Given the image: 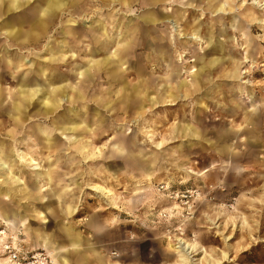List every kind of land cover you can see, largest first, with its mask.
<instances>
[{
    "label": "rangeland",
    "instance_id": "374dc122",
    "mask_svg": "<svg viewBox=\"0 0 264 264\" xmlns=\"http://www.w3.org/2000/svg\"><path fill=\"white\" fill-rule=\"evenodd\" d=\"M25 1L0 16V59L5 54L3 63L13 61L9 68L0 61L5 75L0 124L13 114L25 76L30 87L37 82L46 88L41 68L66 85V93L81 95L52 108L47 120L1 126L0 142L11 151L16 169L0 173V189L12 176L23 182L4 188L0 207L18 216L36 207L46 219L30 215L17 230L0 221V264H14L4 243L23 256L43 253L49 264H98L101 256L110 264H173L149 258L172 255L177 238L205 249L193 253L194 264H264V23L257 31L250 29L240 14L245 0H236L231 16L215 20L201 0L158 5L161 19L180 14L183 23L201 24V41L185 37L174 22L153 28L147 19L149 0H71L57 12L55 26L39 37L40 45L22 49L19 44L31 34H41L35 23L45 0ZM251 3L258 4L264 18V0L244 4ZM100 23L107 34L97 30ZM13 27L20 28L19 34L8 37ZM206 27L214 31L217 48L209 45ZM151 35L159 53L166 51L164 58L152 53ZM48 47L55 61L49 60ZM104 58L115 75L106 67L82 74ZM201 67L207 73L199 76ZM40 96L34 99L38 104ZM68 117L85 129L62 134L54 123ZM37 126L51 131L47 136L53 147L47 148ZM12 129L14 137L8 134ZM81 146L86 148L78 150ZM253 178L259 185L247 189ZM22 188L35 197L22 199ZM115 200L123 210L136 204L133 216L103 212ZM48 205L52 213L44 210ZM99 219L107 220L103 227ZM117 221L141 229L128 228L118 239ZM39 234L48 236L54 255L41 246Z\"/></svg>",
    "mask_w": 264,
    "mask_h": 264
},
{
    "label": "bare ground",
    "instance_id": "6f19581e",
    "mask_svg": "<svg viewBox=\"0 0 264 264\" xmlns=\"http://www.w3.org/2000/svg\"><path fill=\"white\" fill-rule=\"evenodd\" d=\"M24 0H0V16L3 14H8L11 10H17L21 7H23L28 1H25L24 3L22 2ZM74 1V0H73ZM78 1V0H75ZM107 0H103V2L101 3H106ZM257 1V0H255ZM68 2H72L71 0H45L44 1V6L43 7H38V9L40 10L39 12H41V15L36 19V26L37 29L40 31V35L38 32H36L35 34H31L29 36L28 40H25L23 42H21V44H19V48H25V47H29L32 45H37L39 46L40 43V36H45L48 33V30L55 26V18L57 15L58 11H63L66 7V5H68ZM168 3V0H149V5L151 6V9L149 10V15H148V20L150 25L154 28L155 26L158 25H164L167 26L168 22H174L175 25H180L181 27H183V31H184V35L185 37H192L191 39H194V41H201L203 40V31L204 28L201 24L199 23H190V22H182V16L179 14L177 15L176 19H171L172 17L170 15H165L164 19H161V12L159 11V7L158 5L160 3ZM201 2L205 3V10L208 11L210 14L216 16V18H212L213 20L215 19H223L226 16L229 17L231 16V11L234 10V8L232 7V5H234V3L236 2V0H226L225 2H221L220 0H201ZM244 3H246V0L244 1ZM241 6L243 7L242 10H240V14H242L245 18V21L249 24H251L249 27L250 29H252L253 31H257L259 30V27H263V23H264V18L260 17V10L259 8L256 6L258 5L257 3H251V4H244ZM261 7V6H260ZM188 11H185V13ZM168 21V22H167ZM17 22H21V21H17ZM11 25H14L15 23L10 21ZM101 25L98 27L97 30L103 31V34H107V29L106 27L103 25L104 23H100ZM6 26V24H3V28ZM207 29V36H209V45H212V47H216L215 45V41H213V36H214V31L211 28L206 27ZM20 28H12V30L10 32H7L6 35L8 37H11L13 34H19ZM132 31L134 32V29L132 28ZM69 34L73 33L72 28L69 29L68 31ZM155 43H156V38L151 35V40H150V46L152 47V53L155 54V56H162V58H164L167 53L166 51H161L159 53V50L155 47ZM64 47L68 45V43H64L63 44ZM48 50L51 51L52 56L49 58L50 61H55V55L53 53V50L51 49V47L47 48ZM115 55L118 56L119 55V50L115 51ZM6 57V55L4 54L3 57L0 59V61L3 63L4 62V58ZM197 61H202L204 60V57H198L196 59ZM219 59H215L212 61V63L218 62ZM13 64V61L11 59L8 60V62L3 63V65H5L4 67L9 68L10 65ZM111 62L109 61V59L104 58L102 61H96L94 62V64L92 66H89L87 70H85V72H83L82 74L85 75H91L90 70L92 69H97L100 70L103 67H106L108 72L115 75V71L114 69L111 68ZM36 65V64H35ZM1 69V68H0ZM207 68L206 67H201L200 68V72H199V76L201 75H205L207 73ZM47 69L45 68H41L39 70V73L42 76L46 77V81H47V86L46 88H39L38 87V83L35 82L34 87H30L27 82V76H25L23 78L22 83L19 84V89H18V97H17V101L14 102L12 104V112L13 114H8V118L2 122L0 124V130H1V126H5L4 124H13L15 127H19L21 125V123H24L25 121L28 120H32L35 117H39V118H43L44 120H47V118H49V114L54 112L52 111V108H58L60 107L61 104H64L66 101L71 102L72 100H74L76 97H79L81 94L74 92L72 90V93L69 95L68 93H66V88L67 86H61L58 85L60 83V80L57 79L56 77H53L51 75V77L48 78V74L47 73ZM17 73H19L17 71ZM30 74H32V71L29 72ZM198 76V75H197ZM235 75H231L230 77H234ZM3 78H5V75L0 72V84L3 81ZM25 80V81H24ZM1 87V85H0ZM0 92H2L1 88H0ZM41 95L39 99H41V104L36 103L37 101H34V99L38 96ZM35 102V103H33ZM32 106V107H31ZM240 107V106H237ZM73 112V111H72ZM74 115L76 117H78V114H76L75 112H73ZM50 123H53L52 118L48 120ZM61 121H63V124L60 125L58 123H60ZM59 122H55V128L56 129H60L62 131V134H71L74 135L77 131L79 130H83L85 129V126H82L76 121V120H71V117L68 118H64ZM66 121V122H65ZM6 129V128H3ZM37 130L39 132H41L42 134L46 135V137H44V140L46 139L47 142V148H51L54 146V144L52 143V140L49 138V136H47V134H50L51 131H49L48 129H42L41 127L37 126ZM14 131L13 129L10 130L8 132V134H10L11 137H14ZM1 146H0V173L2 172H11L10 166H12V169H16L14 168V164H16V162H13V160L11 159V151L7 149V146L5 145L4 141H1ZM86 146H81L78 148V150L81 149H85ZM117 150H121L123 149L122 145H117ZM253 148L250 149L249 151H247L246 155L248 154H252ZM34 160V159H32ZM16 161V160H15ZM53 171L52 172H48L47 173V180L50 183L51 181H53V176H52ZM39 175V174H38ZM153 173L149 174V179H151ZM17 182H23L21 181V178L19 176H12L10 179H5V184L6 186L9 184H14ZM259 181H257L256 179H249L247 181V189H253V187H257L259 185ZM5 186V187H6ZM245 186V185H243ZM5 187L0 189V194L1 195H5L7 194V191H5ZM99 188V187H98ZM22 199H26L29 200L31 197H35V194H30L29 192H26L24 188H22L21 190H19ZM255 190L251 191V194H254ZM117 200V198H116ZM115 202L112 204L110 207H106V209L103 212H107V211H115L118 212V216L119 218H128V217H132V213H133V209L136 207V204H132L130 206L129 209H125L122 208L121 206H119L117 204V202ZM124 205V202H123ZM49 206V205H48ZM46 206L44 208V210L52 213V209L49 206ZM128 212H127V211ZM99 212H102L100 210H98ZM114 212V213H115ZM114 213L112 214V216L114 217ZM33 215L34 217L41 219V220H45L46 216L45 214L41 211V209H38L36 207H31L30 211L28 212V215H21L18 216V214L9 211L8 208L5 207H0V221H3V223L5 224L6 227L11 228V229H16L17 230V225L18 223H21L22 225H25L24 222L27 221V217ZM108 219H111L113 217H110L109 214H107ZM104 221H107L106 219L104 220H97L96 222L100 225V227L104 226ZM115 220H113L112 222H114ZM116 222V221H115ZM128 228H132V230L134 231H140L141 228L139 227H132L130 224H126V223H119V221H117V223L114 226V229L116 230V235L118 239H123L124 235H123V231L127 230ZM67 230V229H66ZM147 234H149L152 238L154 237V231H147ZM2 234H5V232H3ZM38 240L41 243V246H43L46 249H49L50 252H52V255H54L53 251L55 249H50L52 248L53 244L51 243V241L49 240L48 236H45L44 234H39L38 235ZM126 243L130 242V239L126 236L125 237ZM176 244L174 246H172L173 248V253L172 255L169 253L167 254H163L162 252L161 254L157 255V256H153L151 258H149V261L151 263H156L158 261V259H166L168 261H174L173 264H194L193 257L194 254L193 253H197L198 250H200V252H204L205 249L203 247H197V246H192V244L187 243L183 238H177L175 239ZM55 248V247H54ZM114 255V254H113ZM113 257V256H112ZM111 257V258H112ZM117 257V256H116ZM110 258V260L112 261V259ZM56 261V260H55ZM208 261L205 260L204 262L206 263ZM98 264H110V261H108V259H106L105 257H99L96 261ZM109 262V263H108ZM209 262V261H208ZM57 264V263H56ZM200 264H203L200 263ZM210 264V263H209ZM212 264H217L212 262Z\"/></svg>",
    "mask_w": 264,
    "mask_h": 264
},
{
    "label": "built area",
    "instance_id": "2783aa9c",
    "mask_svg": "<svg viewBox=\"0 0 264 264\" xmlns=\"http://www.w3.org/2000/svg\"><path fill=\"white\" fill-rule=\"evenodd\" d=\"M2 233V232H1ZM5 236V234H2ZM3 244L2 249L8 254L9 259L14 264H49L47 255L43 253H36L35 255H20L17 250L12 248L10 245Z\"/></svg>",
    "mask_w": 264,
    "mask_h": 264
}]
</instances>
